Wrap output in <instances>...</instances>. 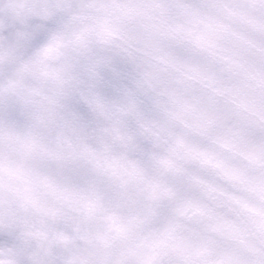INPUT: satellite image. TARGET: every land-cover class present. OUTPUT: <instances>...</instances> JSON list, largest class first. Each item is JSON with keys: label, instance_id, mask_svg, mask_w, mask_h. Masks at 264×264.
Returning <instances> with one entry per match:
<instances>
[{"label": "clouds", "instance_id": "1", "mask_svg": "<svg viewBox=\"0 0 264 264\" xmlns=\"http://www.w3.org/2000/svg\"><path fill=\"white\" fill-rule=\"evenodd\" d=\"M0 264H264V0H0Z\"/></svg>", "mask_w": 264, "mask_h": 264}]
</instances>
